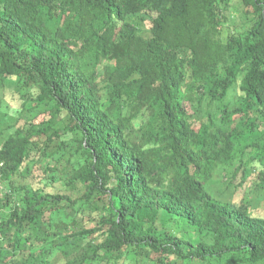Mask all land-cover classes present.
<instances>
[{
	"label": "trees",
	"instance_id": "obj_1",
	"mask_svg": "<svg viewBox=\"0 0 264 264\" xmlns=\"http://www.w3.org/2000/svg\"><path fill=\"white\" fill-rule=\"evenodd\" d=\"M0 86V264H264V0H0Z\"/></svg>",
	"mask_w": 264,
	"mask_h": 264
},
{
	"label": "rangeland",
	"instance_id": "obj_2",
	"mask_svg": "<svg viewBox=\"0 0 264 264\" xmlns=\"http://www.w3.org/2000/svg\"><path fill=\"white\" fill-rule=\"evenodd\" d=\"M233 21L231 22V25L232 24H238V23H242V22H244V20H245V18L243 17V15L242 16H240L239 14H237V15H233ZM231 19V20H232ZM136 20H138V23H139V27H140V29L142 30V32H143V34L144 35H148V31H147V29L149 28V26L151 25V19L150 18H146L145 20H143L142 18H140V17H137L136 18ZM4 88H2L1 86H0V98L2 97V96H4ZM225 196H227L228 198H232V194L230 195V193H227V194H225ZM256 202H254V204H255ZM257 204V203H256ZM254 208L256 209V210H259V208L260 207H257L256 205L254 206Z\"/></svg>",
	"mask_w": 264,
	"mask_h": 264
}]
</instances>
